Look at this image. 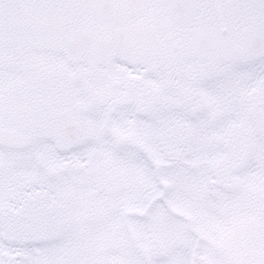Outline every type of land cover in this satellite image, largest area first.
<instances>
[{"label": "snow or ice", "instance_id": "6c2138e0", "mask_svg": "<svg viewBox=\"0 0 264 264\" xmlns=\"http://www.w3.org/2000/svg\"><path fill=\"white\" fill-rule=\"evenodd\" d=\"M0 264H264V0H0Z\"/></svg>", "mask_w": 264, "mask_h": 264}]
</instances>
